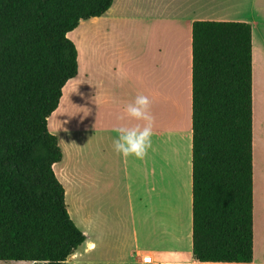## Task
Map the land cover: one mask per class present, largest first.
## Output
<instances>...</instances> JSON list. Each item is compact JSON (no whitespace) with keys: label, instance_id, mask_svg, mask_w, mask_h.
<instances>
[{"label":"trees","instance_id":"16d2710c","mask_svg":"<svg viewBox=\"0 0 264 264\" xmlns=\"http://www.w3.org/2000/svg\"><path fill=\"white\" fill-rule=\"evenodd\" d=\"M114 0H0V261L67 264L86 241L54 165L48 119L78 75L68 34ZM195 264H253L252 25L192 26Z\"/></svg>","mask_w":264,"mask_h":264},{"label":"crops","instance_id":"0c3cea01","mask_svg":"<svg viewBox=\"0 0 264 264\" xmlns=\"http://www.w3.org/2000/svg\"><path fill=\"white\" fill-rule=\"evenodd\" d=\"M89 21L98 33L73 38L78 75L66 83L48 119L49 128L62 111L57 130L67 139L63 145L57 135L63 157L54 172L65 188L70 217L87 237L67 264L196 263L192 26L197 21L252 25L253 264H264V0H114L103 16L81 21L78 28ZM138 94L153 97L155 104L186 106L190 123L175 126L176 112L165 107L145 159H125L113 150V140L118 127L135 123L123 108ZM96 96L97 115L85 112ZM70 101L74 116L65 112ZM71 122L79 130L69 135Z\"/></svg>","mask_w":264,"mask_h":264},{"label":"clouds","instance_id":"9594fccd","mask_svg":"<svg viewBox=\"0 0 264 264\" xmlns=\"http://www.w3.org/2000/svg\"><path fill=\"white\" fill-rule=\"evenodd\" d=\"M152 100L138 94L133 101L124 105V116L134 121L118 127L113 140V150L123 158L134 157L143 160L152 148L155 117L152 113ZM122 119L124 117H121Z\"/></svg>","mask_w":264,"mask_h":264},{"label":"rangeland","instance_id":"374dc122","mask_svg":"<svg viewBox=\"0 0 264 264\" xmlns=\"http://www.w3.org/2000/svg\"><path fill=\"white\" fill-rule=\"evenodd\" d=\"M80 32L82 33H87V34H95L98 33V28L96 26H92V22L89 21L86 23V25L83 26V28H77L75 29L70 36H68V38L70 40L73 41V38L77 37L78 34H80ZM95 58H98V54L95 55ZM96 64H94L95 66ZM97 66V65H96ZM95 101V104H91L90 105V109L85 110V112H90L92 114H96L98 113V96H96V98H93ZM152 100V113L155 117V126H162V123H159V119H163V116H160V113L164 110V108L166 107L167 109H174V113L176 112L177 114V118L175 119V126H184L185 128H188L190 120H189V116L187 115V108L186 106H169V105H165L163 103L160 104H155L153 97L151 98ZM166 110V109H165ZM66 114H70V116H74L75 114H77V111H75V107L73 106V102L70 101L69 107L65 110ZM160 116V117H159ZM61 121H62V111H60L56 116H54L53 118L50 119L49 122V131L50 133H52L53 135H58V137H60V139L62 140V144L65 145L66 139L67 137L64 136L62 134L61 131H58L57 129L61 127ZM154 126V128H155ZM70 129L69 131L72 133H69V135L75 133L76 131L79 130L77 123L76 122H71L70 123ZM58 131V133H57ZM70 143L71 140L69 139ZM58 172V169H57ZM146 192V190H145ZM92 211H94V209L96 207H91ZM91 220H93V223L95 222V224H98V218L96 219V216L94 214H92L89 217ZM89 219V220H90ZM0 264H32L31 262H23V261H0Z\"/></svg>","mask_w":264,"mask_h":264}]
</instances>
